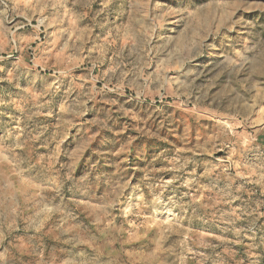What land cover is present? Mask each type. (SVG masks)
Masks as SVG:
<instances>
[{"label": "rangeland", "instance_id": "1", "mask_svg": "<svg viewBox=\"0 0 264 264\" xmlns=\"http://www.w3.org/2000/svg\"><path fill=\"white\" fill-rule=\"evenodd\" d=\"M0 264H264V0H0Z\"/></svg>", "mask_w": 264, "mask_h": 264}]
</instances>
